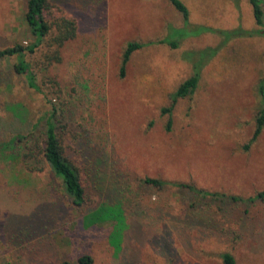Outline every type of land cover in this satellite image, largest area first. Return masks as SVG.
<instances>
[{
	"label": "rangeland",
	"instance_id": "374dc122",
	"mask_svg": "<svg viewBox=\"0 0 264 264\" xmlns=\"http://www.w3.org/2000/svg\"><path fill=\"white\" fill-rule=\"evenodd\" d=\"M180 1L192 27L220 33L258 28L248 0ZM50 2L74 19L77 30L60 47L52 44V33L34 52H25L39 92L14 71L15 56L0 60V264H75L82 255L93 264H222L223 253L236 264H264V202L202 199L143 181L189 183L242 199L264 190V126L249 143L264 101V37L225 45L201 69L193 94L174 104L168 126L162 111L192 75L183 54L216 47L221 38H186L175 50L143 47L120 77L128 43L157 42L169 27H182L168 0ZM26 3L0 0V50L34 44L24 21ZM261 5L264 10V0ZM172 34L185 30L168 38ZM53 108L64 154L82 175L87 161L98 157L127 177L126 227L120 234L111 222L83 221L103 201L84 176L82 214L39 157L27 163L13 157L15 137H27L29 148L43 141Z\"/></svg>",
	"mask_w": 264,
	"mask_h": 264
},
{
	"label": "trees",
	"instance_id": "16d2710c",
	"mask_svg": "<svg viewBox=\"0 0 264 264\" xmlns=\"http://www.w3.org/2000/svg\"><path fill=\"white\" fill-rule=\"evenodd\" d=\"M248 1L252 9L254 22L258 28L250 32L225 30L220 33L207 26L192 27L189 22V11L187 7L180 0H168L174 10L181 16L182 27H169L167 36L157 42L128 43L122 55L120 77H123L124 68L130 56L143 47L153 44H165L169 48L175 50L179 48L180 42L186 38L198 37L202 34L209 33L219 36L222 42L216 47H207L196 52H186L183 54V58L192 63V75L183 81L170 95L171 104L167 109L162 111L169 115V126L170 114L174 104L177 100L189 97L193 94L200 80L201 69L209 60L215 57L225 45L234 39L252 38L256 36L264 37V10L261 5L262 0ZM24 21L30 34L35 38L34 44L29 47L16 44L12 47L2 49L0 50V60L15 56L18 61L14 65V71L18 74L25 75L28 80V87L31 90L39 92V86L35 83L34 77L29 70V65L24 61L25 52H34V49L41 46L43 41L46 40L50 34L52 35V33L55 34V37H51L50 39L52 44H56V46L60 47L67 41L75 38L77 26L72 17L67 15L60 7L52 5L50 0H27ZM182 29L185 30L184 35L178 36L179 34H172L173 36L168 38V35L173 31H181ZM260 94L262 97L264 96V78L260 83ZM261 105V109L256 117L255 129L249 141L250 144L257 139L264 126V101ZM43 133V141L40 144L35 143L33 146L31 145L30 148L28 147V142L31 141H28L27 137H15L11 140V143L15 145V149H12L14 152H11L16 155L12 156L19 159L23 158L26 163L30 158L36 159L39 157L40 161H43L49 167V173L54 179L59 180V184L70 200L71 205L82 214H85V207L87 204V194L83 182L84 176L85 183L90 185L93 192L95 190L99 194L98 196L103 199V203L101 202V205L93 208L92 211H88L84 215L83 221L89 224L88 226L100 224L102 222H111L113 223L112 231L120 234L123 228L126 227L124 213L127 205L125 202L127 201L124 198L128 192V189L126 190L128 179L124 173L114 168L113 164L109 166V159L94 157L87 161L89 168H87V171L82 175L79 168L64 154L57 134V111L55 108L52 109L45 121ZM11 143L5 144L4 149H8ZM143 181L145 184L157 188L172 186L180 190H187L202 199L209 198L214 201L228 200L234 203L243 202L245 204L264 202V190L251 197L242 199L237 196H226L224 194L202 190L189 183H171L151 178H145ZM94 196L97 202L99 197L97 195ZM116 229H118V231ZM221 263L236 264L234 257L230 253L221 254ZM62 264L70 263L64 261ZM75 264H93V260L89 255H82L77 259Z\"/></svg>",
	"mask_w": 264,
	"mask_h": 264
}]
</instances>
